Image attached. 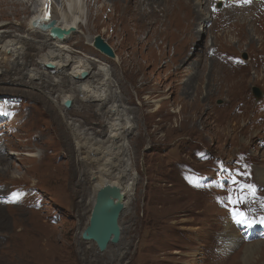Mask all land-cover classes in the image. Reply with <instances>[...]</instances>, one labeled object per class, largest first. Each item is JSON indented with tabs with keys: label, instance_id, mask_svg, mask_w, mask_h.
I'll use <instances>...</instances> for the list:
<instances>
[{
	"label": "rangeland",
	"instance_id": "rangeland-1",
	"mask_svg": "<svg viewBox=\"0 0 264 264\" xmlns=\"http://www.w3.org/2000/svg\"><path fill=\"white\" fill-rule=\"evenodd\" d=\"M95 1L88 3L67 47L110 67L114 90L130 108L136 182L119 221L120 243L100 252L80 240L90 216L83 204L89 185L67 182L70 155L37 99L38 90L12 86L7 82L15 73L0 72V142L13 161L15 183L9 176L2 181L7 193L28 190L14 194L20 200L16 207L26 213L22 220L14 217L13 205L3 206L8 228H0V264H264V184L257 176V170L264 171L261 4L231 8L216 0L209 21L186 19L184 29L166 31L150 18L125 14L124 1L109 7L94 6ZM0 2L6 4L0 3V30L27 36L29 16L6 20L2 12L23 10L14 4L29 0ZM198 3L193 2L195 11L202 8ZM99 37L118 61L94 50L90 40ZM94 102L79 97L67 107L68 115L93 126L100 120ZM37 160L61 169L64 183H50L44 171L30 176ZM80 176L83 170L74 182ZM246 245L259 250L232 263Z\"/></svg>",
	"mask_w": 264,
	"mask_h": 264
},
{
	"label": "bare ground",
	"instance_id": "bare-ground-1",
	"mask_svg": "<svg viewBox=\"0 0 264 264\" xmlns=\"http://www.w3.org/2000/svg\"><path fill=\"white\" fill-rule=\"evenodd\" d=\"M121 1L129 5L125 9V14L133 12L141 20L150 18L151 24L164 27L168 31L184 29L186 19L189 22L192 18L194 20L198 18L203 23L209 21L211 18L210 7L214 6L216 0H199L198 5L199 7L202 5V8H198L197 11L193 9L196 7L193 4L195 0H96L94 6L100 7L102 4V7L105 5L109 7L110 3L116 5ZM223 1H225L226 7L245 9L259 3L264 11V0H251V3H243V0ZM89 2L92 4V0H87V2L85 0H29L24 5L15 3L14 7H25V9L18 10L16 8L10 13L11 15L4 10L2 17L11 20L12 16L15 19H19L21 16H29L28 29H25V24H20L28 35H20L17 30L9 31L12 28H8L7 31L0 30L1 75L5 76V74L8 75L13 72L15 75L9 77L7 83L12 86L38 90L37 99L45 106V113L52 117L55 130L61 137V144L70 155L71 168L67 171L69 174L67 182L71 181L72 185H84V183L89 185L88 195L83 200V204L89 208L90 216L88 225L80 232V240L82 241L84 240L82 235L89 226L99 192L105 188H118L124 198L122 200L117 199L115 202H121L125 207L128 203L127 197L133 192L136 182L132 174L135 162L133 159L134 152L131 148L132 141L129 139L134 129L129 116L130 108L123 104L124 99L123 96L119 95L118 89L114 90L116 86L112 80L110 67L94 59L80 57L77 52L69 50L67 47V43L75 33L76 28H80L82 17L90 7ZM0 3L1 7L6 6L5 2ZM46 5L50 11L53 10L52 21L56 27L65 31L75 29L70 36L58 39L51 35L50 30L36 26L43 9L45 11ZM206 5L209 7L208 11L204 10ZM154 7H158L161 11ZM247 9L251 10L252 8ZM236 11H240V9ZM189 25L191 24L189 23ZM90 42L93 43L94 50L103 55L102 57L115 62L118 61L115 50L110 49L100 37L95 40L91 39ZM225 64L228 65V62ZM83 74H87V76L84 77ZM22 92L25 91L22 90ZM79 97L95 99L94 113L100 120L93 126L84 125V122L77 117L74 116L73 118L68 115L66 103L71 102V106L73 103L76 105ZM204 101L205 99H200V102ZM79 112L75 115H78ZM175 112L178 113L177 110ZM96 125L101 129L98 130ZM36 145L33 144L32 147ZM16 148L17 151L23 150L19 146ZM9 155L5 150L4 143L0 142V228L3 229L8 228L6 213L3 209L4 204L13 205L12 209L16 211L14 217L17 219L22 220V215L26 216L20 207H16L20 200L17 202L14 194L18 191H25L27 188L17 187L7 193L8 184L2 181L5 179L3 177L8 176L14 179L6 178L8 181H15L10 171L13 167V161ZM31 157L35 156L32 154ZM75 158L78 164H76ZM40 159L42 158L38 160ZM38 160L35 165L30 166V171H28L30 176V172L36 173L38 176L40 171H44L45 177L48 175L50 183L57 185L64 183V179L61 178L63 176L61 169L51 166L52 164L44 166L41 164V160ZM82 170L83 176H80L78 182H74ZM257 176L264 184V171L257 170ZM19 179L23 178L20 177ZM23 181H25L23 183L28 182L27 180ZM43 183L47 184L46 180ZM39 184H42L41 179ZM30 189L38 190L39 186H32ZM230 238L232 246L236 245L235 237L231 236ZM86 242L94 243L93 241ZM111 245L113 244L110 243L107 250ZM258 250L259 245H246L238 256L232 258V263L243 255L245 260H248Z\"/></svg>",
	"mask_w": 264,
	"mask_h": 264
},
{
	"label": "water",
	"instance_id": "water-1",
	"mask_svg": "<svg viewBox=\"0 0 264 264\" xmlns=\"http://www.w3.org/2000/svg\"><path fill=\"white\" fill-rule=\"evenodd\" d=\"M39 24H42V26H39ZM36 26L44 30H50L51 35L58 39L70 36L75 30L65 31L56 27L54 21L46 24L43 22V19H38ZM83 76L85 77L87 74H83ZM253 93L256 97H261V92L257 88L253 89ZM66 106L69 108L71 102H67ZM123 198L124 195L121 194L118 188H105L97 196L89 226L82 236L85 241H93L100 252L106 251L110 243L113 245L118 244L121 239L119 221L124 205L121 202H115V200H122Z\"/></svg>",
	"mask_w": 264,
	"mask_h": 264
},
{
	"label": "snow or ice",
	"instance_id": "snow-or-ice-1",
	"mask_svg": "<svg viewBox=\"0 0 264 264\" xmlns=\"http://www.w3.org/2000/svg\"><path fill=\"white\" fill-rule=\"evenodd\" d=\"M243 3H251V0H243ZM49 15V9H48V5L45 6V13H44V17L48 18ZM239 215L243 216L242 213H240ZM246 219V218H245ZM238 222H244L243 220L238 221ZM262 223H264V221H262Z\"/></svg>",
	"mask_w": 264,
	"mask_h": 264
}]
</instances>
